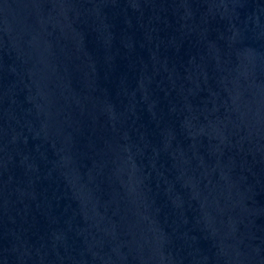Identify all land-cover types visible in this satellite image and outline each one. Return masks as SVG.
<instances>
[{"label": "water", "instance_id": "water-1", "mask_svg": "<svg viewBox=\"0 0 264 264\" xmlns=\"http://www.w3.org/2000/svg\"><path fill=\"white\" fill-rule=\"evenodd\" d=\"M0 264H264V0H0Z\"/></svg>", "mask_w": 264, "mask_h": 264}]
</instances>
